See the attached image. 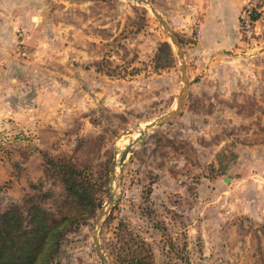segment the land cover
I'll use <instances>...</instances> for the list:
<instances>
[{
	"label": "rangeland",
	"instance_id": "374dc122",
	"mask_svg": "<svg viewBox=\"0 0 264 264\" xmlns=\"http://www.w3.org/2000/svg\"><path fill=\"white\" fill-rule=\"evenodd\" d=\"M146 1L191 85L180 114L135 144L184 86L150 6L0 0V211L33 199L61 215L49 161H64L103 204L53 264H102L96 242L107 264H264V2L250 0L247 38L249 0L226 31L203 0Z\"/></svg>",
	"mask_w": 264,
	"mask_h": 264
},
{
	"label": "trees",
	"instance_id": "16d2710c",
	"mask_svg": "<svg viewBox=\"0 0 264 264\" xmlns=\"http://www.w3.org/2000/svg\"><path fill=\"white\" fill-rule=\"evenodd\" d=\"M259 18L257 14L255 20ZM49 163L62 184L67 209L57 216L32 199L27 208L13 204L0 211V264H53L65 237L102 207L82 171L64 161Z\"/></svg>",
	"mask_w": 264,
	"mask_h": 264
},
{
	"label": "water",
	"instance_id": "95a60500",
	"mask_svg": "<svg viewBox=\"0 0 264 264\" xmlns=\"http://www.w3.org/2000/svg\"><path fill=\"white\" fill-rule=\"evenodd\" d=\"M79 1H89V0H79ZM136 1L138 3H140V4H145V5L150 6L151 11L160 20V22L164 26L166 32L169 34V37L171 38L173 44L176 46V48H177V50H178V52H179V54L181 55V58H182L181 71H182V80H183V84H184L183 89H182V93H181V97H180V101H179V104H178V107H177V110L172 112V113H170L169 115H167V116H165L163 118L158 119L155 123H152V124L148 125L146 127V130L142 133L141 138H139L135 142V144H138V143H141V142H143L145 140V138L148 136V133H149L150 129H152V128L156 127V126H161V125L165 124L166 122H169V121L175 119L180 114L181 110L184 107L186 96H187V92H188L189 86L191 85V82H189V80H188V74H187V71H186V63H185V59H184V53H183L182 45L180 43L179 38L175 34V32L171 29V27L166 22V20L161 15H159L157 13V11L153 8V6L148 1H146V0H136ZM129 150H130V148H127L123 152V154H122V156H121V158L119 160V165H120L121 169L124 168L125 160L127 159ZM96 251H97L98 257L100 258L102 264H107V260H106L105 256L102 254L101 247H100L98 242H96Z\"/></svg>",
	"mask_w": 264,
	"mask_h": 264
},
{
	"label": "crops",
	"instance_id": "0c3cea01",
	"mask_svg": "<svg viewBox=\"0 0 264 264\" xmlns=\"http://www.w3.org/2000/svg\"><path fill=\"white\" fill-rule=\"evenodd\" d=\"M245 2L246 0H203V7L205 8V10L207 9L209 13L214 14L213 20L216 23L215 27L217 29H223L226 31L229 25L238 29L240 22L239 21L240 13ZM196 5L199 4L195 2V7ZM233 11L235 12V18H233L231 22H229V14ZM263 19H264V11H263ZM236 34H238V32Z\"/></svg>",
	"mask_w": 264,
	"mask_h": 264
},
{
	"label": "built area",
	"instance_id": "2783aa9c",
	"mask_svg": "<svg viewBox=\"0 0 264 264\" xmlns=\"http://www.w3.org/2000/svg\"><path fill=\"white\" fill-rule=\"evenodd\" d=\"M259 13L260 12H258L256 6L249 0L247 6L241 14V25L244 35L247 38H251V36L255 34L256 23L258 21L255 20V16H257Z\"/></svg>",
	"mask_w": 264,
	"mask_h": 264
},
{
	"label": "bare ground",
	"instance_id": "6f19581e",
	"mask_svg": "<svg viewBox=\"0 0 264 264\" xmlns=\"http://www.w3.org/2000/svg\"><path fill=\"white\" fill-rule=\"evenodd\" d=\"M120 167V166H119Z\"/></svg>",
	"mask_w": 264,
	"mask_h": 264
}]
</instances>
